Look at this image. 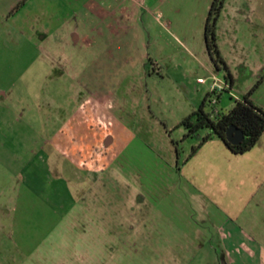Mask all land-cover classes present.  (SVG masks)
I'll list each match as a JSON object with an SVG mask.
<instances>
[{"label": "crops", "instance_id": "0c3cea01", "mask_svg": "<svg viewBox=\"0 0 264 264\" xmlns=\"http://www.w3.org/2000/svg\"><path fill=\"white\" fill-rule=\"evenodd\" d=\"M211 1L53 0L69 14L57 32L42 27L34 31L17 16H7L14 47L0 49V176L7 183L0 189L1 216L18 214L21 227L22 217L39 213L56 216L58 223L72 215L106 222L102 203L96 201L101 194L93 188L117 157L115 130L130 125L135 134L158 135L167 161L178 167L169 190L159 193L164 203L150 214V245L164 249L158 264H197V255L205 264H264V131L242 153L231 151L217 136L204 142L191 137L190 149L195 151L185 147L179 153L178 139L172 137L177 131L185 139L186 131L178 124L207 103L211 74L225 87L216 96L217 109L223 112L264 74V0H225L216 34L226 69L215 67L205 47ZM76 8L90 31L94 20L99 25V41L87 42L97 52L82 83L86 95L77 97L72 83L60 99L59 77L65 70L44 47L52 37L77 47L82 34L73 23ZM73 17L75 25L66 28ZM242 31L250 40L244 48ZM32 71L41 81L29 83L26 77ZM203 76L206 82H199ZM155 82L170 89L157 98L150 89ZM34 83L40 94L28 101L24 87ZM123 85L127 87L121 96H130L138 110L131 124L114 128L107 102L115 87ZM158 99L179 104L181 117L171 121V114L167 120L151 111ZM250 99L264 110V77ZM187 103L190 109L182 106ZM209 133L200 131L201 137ZM91 150L94 158L88 159ZM84 161L102 163L99 174L93 177L90 168L81 166Z\"/></svg>", "mask_w": 264, "mask_h": 264}, {"label": "rangeland", "instance_id": "374dc122", "mask_svg": "<svg viewBox=\"0 0 264 264\" xmlns=\"http://www.w3.org/2000/svg\"><path fill=\"white\" fill-rule=\"evenodd\" d=\"M16 4H19L18 7L10 13ZM81 14L76 8V15H73L76 17V21H73V17L65 25L66 28H69L75 25L73 23H77L82 34L77 47L72 49L70 40L69 45L64 40L55 42L53 37L46 44L44 43V48L54 52L53 56L56 60L60 59L63 65L61 69L65 70V74L59 77L60 87L56 96H59L60 99L67 96L65 88L72 83L75 84L74 90L77 97L83 98L86 95L82 83L87 72L86 69H88L87 66L96 57L97 50L94 48L96 45L89 46L87 42L90 40L92 42L93 38L97 42L99 41V25L95 26L94 20L90 31L88 23L85 22V24L81 19H78ZM9 15L17 16L18 20L23 21L28 29L35 31V28L42 27L50 32L62 30L60 24L64 19L69 18L67 8H60L55 3L53 4V0H0V49L11 48V45L14 47V41L10 39L8 33L7 16ZM93 15L96 14L93 13ZM70 17L72 16L70 15ZM244 35L245 31L239 35L241 44L243 45L245 42L243 48L249 46L248 42L250 43V40H246ZM218 65L217 69L223 67L221 63ZM53 72L54 70H51L50 75ZM38 74V72L32 71L26 79L29 83L39 82L42 78L40 79ZM155 83H151L150 89L159 98L162 91L167 90L168 87L166 88L165 84ZM34 85L36 86V83L30 84V87H24L25 94L23 96L27 97L28 101L35 100L40 94L39 88ZM167 85L169 84L167 83ZM125 87L127 86L115 87V96L107 102L108 110L113 114V119L110 118V120L114 124V128L122 122L124 127L131 124L132 114L134 110H138L137 105L129 99L130 96H121ZM47 89V87L42 88L43 91ZM65 104L67 106L68 103L65 102ZM177 105L179 104L175 102L165 103L158 99L151 104L150 109L167 120L171 114V121H174L175 117L179 119L182 114L177 109ZM182 106L191 108L190 103L182 104ZM210 108V105L205 106L206 110H210ZM143 121L148 122L147 119ZM129 126L124 130L121 128L115 130V141L118 144L117 157L114 162H108L109 164L100 174L99 182L94 184L93 188L94 191L101 194L102 199L98 195L96 201L102 203L105 210L103 218L106 222L101 224L93 216L84 219L83 215H72L58 223L56 216L39 213L36 215L27 214L22 217L21 221H24V225L21 227L19 215L7 212L6 215H0V264L159 263L164 255V249L156 248L157 250H155L150 245V241L154 239L153 231L149 227L150 214L154 208H158V205L164 203V200L158 199L159 193L169 190L168 185L171 180L174 181L175 176L178 177V167L174 164L175 162L167 161V151L162 149L163 141L161 138L159 139L158 135H138ZM204 130L201 129V132ZM172 137L178 139L179 153H182L185 147L188 152L191 150L192 153L189 143L194 140L193 138L182 139V134H178L177 131L172 133ZM82 152L84 151L78 152L79 155H82ZM94 153V150L86 153L88 159H93ZM80 164L82 167L90 168L89 172L94 177L99 174L102 163L84 161ZM6 185L5 179L1 175L0 189ZM3 202L4 196H0V206ZM2 212L3 210L0 209V214ZM131 218L135 219L133 224L130 223ZM12 224L15 225V228ZM132 225L137 228H132ZM194 260L197 264L206 263L201 255H197Z\"/></svg>", "mask_w": 264, "mask_h": 264}, {"label": "trees", "instance_id": "16d2710c", "mask_svg": "<svg viewBox=\"0 0 264 264\" xmlns=\"http://www.w3.org/2000/svg\"><path fill=\"white\" fill-rule=\"evenodd\" d=\"M225 0H212L208 9V13L204 25V42L206 50L211 61L216 68L221 63L226 69V65L220 56L217 45L216 25L218 18L224 7ZM16 4L11 10L18 7ZM264 74L255 82V84L242 96L236 100L227 111H219L217 103L210 102V95L206 99V104L199 106L195 111L191 112L183 118L178 126L185 129L183 137H197L200 142H204L211 136L221 138L229 149L235 153H242L249 150L258 140L264 131V110L256 106L250 99L252 91L261 82ZM210 105V110L205 111L203 106ZM230 125H235L243 132V139L238 144H231L225 139L226 130ZM201 129L210 130L209 134L201 137ZM177 153H178V148ZM196 147L192 148L194 152Z\"/></svg>", "mask_w": 264, "mask_h": 264}, {"label": "built area", "instance_id": "2783aa9c", "mask_svg": "<svg viewBox=\"0 0 264 264\" xmlns=\"http://www.w3.org/2000/svg\"><path fill=\"white\" fill-rule=\"evenodd\" d=\"M209 78L211 80V84H210V90H211V92H210L211 93L210 102L212 104H214V103H216V96H217L218 92H221V91L225 90V87H224V85L221 82L216 80V78H215V76L213 74H211ZM206 80H207V78H205V77L198 78V81L202 82V83L206 82Z\"/></svg>", "mask_w": 264, "mask_h": 264}, {"label": "water", "instance_id": "95a60500", "mask_svg": "<svg viewBox=\"0 0 264 264\" xmlns=\"http://www.w3.org/2000/svg\"><path fill=\"white\" fill-rule=\"evenodd\" d=\"M225 139L231 144H238L243 139V132L235 125H230L226 130Z\"/></svg>", "mask_w": 264, "mask_h": 264}]
</instances>
